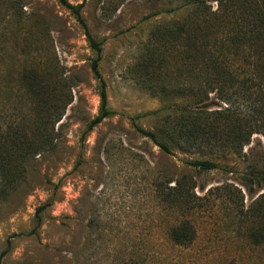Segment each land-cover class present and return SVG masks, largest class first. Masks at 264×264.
Listing matches in <instances>:
<instances>
[{"label":"rangeland","instance_id":"obj_1","mask_svg":"<svg viewBox=\"0 0 264 264\" xmlns=\"http://www.w3.org/2000/svg\"><path fill=\"white\" fill-rule=\"evenodd\" d=\"M67 1L81 3L100 44L109 113L89 127L100 105L96 51L75 15L58 0H0V161L14 173H0V264H264L245 214L264 185L242 184L264 156L261 134L243 156L175 142L165 152L138 130L167 143L164 120L224 106L214 92L193 106L181 90L197 85L185 64L197 45L159 36L187 0ZM238 96L231 90L241 111ZM196 158L219 166L199 171ZM175 180L184 204L166 198ZM183 221L195 231L185 245L171 238Z\"/></svg>","mask_w":264,"mask_h":264},{"label":"trees","instance_id":"obj_2","mask_svg":"<svg viewBox=\"0 0 264 264\" xmlns=\"http://www.w3.org/2000/svg\"><path fill=\"white\" fill-rule=\"evenodd\" d=\"M58 1L75 15L96 51L91 70L98 80L100 105L98 114L89 123L91 127L109 113L106 85L98 69L100 44L85 25L80 13L81 3ZM181 6L186 14L168 29L158 30L161 39L171 38L181 43L194 41L197 45L195 57L185 59L186 65L195 67L194 80L197 85L195 88L184 87L181 93L196 96L192 103L195 106L203 103L209 92H214L224 106L211 108L202 105L194 110V116L185 118L184 123L164 120L161 126L166 128L167 143L153 131L138 130L165 152L170 151L168 143L175 142L182 150H204L206 147V150L214 148L244 156L243 146L249 143L253 134L260 133L264 139V0H187ZM37 76L32 73L27 80L39 82ZM231 90L245 102L241 111L230 102ZM190 106L186 105L184 109L191 112L195 107ZM189 162L199 171L219 166L211 159L196 158ZM254 162L260 165L259 168L253 167L242 174V184L249 190L252 182L264 185V156ZM0 173L9 180L14 175L4 168L2 161ZM180 186L181 182L175 180L174 186L169 187L166 195L169 202L184 204L186 189ZM256 194L245 214L250 220H255L251 229L253 240L264 243V192ZM194 236V228L188 221L181 222L171 230V238L178 244H188ZM2 255L0 253V259Z\"/></svg>","mask_w":264,"mask_h":264}]
</instances>
